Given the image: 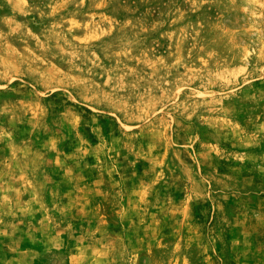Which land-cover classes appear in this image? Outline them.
I'll list each match as a JSON object with an SVG mask.
<instances>
[{
    "label": "rangeland",
    "instance_id": "obj_1",
    "mask_svg": "<svg viewBox=\"0 0 264 264\" xmlns=\"http://www.w3.org/2000/svg\"><path fill=\"white\" fill-rule=\"evenodd\" d=\"M0 264H264V0H0Z\"/></svg>",
    "mask_w": 264,
    "mask_h": 264
}]
</instances>
